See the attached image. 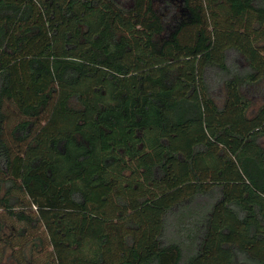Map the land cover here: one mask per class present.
Wrapping results in <instances>:
<instances>
[{
	"label": "trees",
	"instance_id": "16d2710c",
	"mask_svg": "<svg viewBox=\"0 0 264 264\" xmlns=\"http://www.w3.org/2000/svg\"><path fill=\"white\" fill-rule=\"evenodd\" d=\"M258 97L264 0H0V264H264Z\"/></svg>",
	"mask_w": 264,
	"mask_h": 264
},
{
	"label": "rangeland",
	"instance_id": "374dc122",
	"mask_svg": "<svg viewBox=\"0 0 264 264\" xmlns=\"http://www.w3.org/2000/svg\"><path fill=\"white\" fill-rule=\"evenodd\" d=\"M264 102V99L263 98H260L258 97L256 100H255V105L253 107V110H257V108ZM8 222H11V220L8 219ZM19 227L21 225H18ZM47 247L45 248L44 247V254L40 255V256H36L35 257V261H36V264H44L46 261H47V256H48V253H47Z\"/></svg>",
	"mask_w": 264,
	"mask_h": 264
}]
</instances>
